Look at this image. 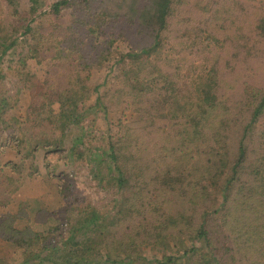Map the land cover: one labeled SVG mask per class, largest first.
I'll list each match as a JSON object with an SVG mask.
<instances>
[{"label":"rangeland","instance_id":"374dc122","mask_svg":"<svg viewBox=\"0 0 264 264\" xmlns=\"http://www.w3.org/2000/svg\"><path fill=\"white\" fill-rule=\"evenodd\" d=\"M55 1L57 0H41L39 12L48 10ZM259 1L264 3V0ZM17 4L19 10L28 11L31 0H17ZM13 10V5L7 0H0V22L3 26L20 24L21 17ZM72 10L70 7L63 9L65 22L70 18L73 19L74 16L76 18ZM54 22V18L42 14L32 21L31 25L39 27L47 39L48 31ZM65 37L67 35H59L61 40ZM46 39L37 45L40 50L31 57L27 54L33 43L32 36L19 35L18 47L11 48L0 59V93L9 104L0 119V218L7 225H14L18 230L29 228L32 232L45 234L51 228L60 226L63 235L59 232L57 239L61 240L78 225L79 219L87 216L93 206L104 219L115 216L121 218L115 221L116 225L109 227L118 238L133 237L137 232H141L142 237L156 238L158 231L168 224L165 222L166 218L171 217L170 204H162V197L160 203L156 196L150 197L151 204H147L144 199L138 204H124L125 198L132 196L135 190L141 192L143 185L137 180L136 183H132L135 186L132 189L120 187L116 182L118 177L116 169H109L110 157L104 155L102 158V153L111 144L121 146L120 162L128 174L143 171L148 172L149 176H156L167 168L169 159L165 160L163 153L171 152L169 139L174 137V128L180 127L183 121L179 120V123L169 121V116L166 115L169 104L160 101L165 96V92L153 98L152 94L139 93V89L147 87V72L161 76L169 72V60L166 59L174 53L172 48L165 45L157 48L150 57L134 61L126 56L133 44L127 38L121 37L114 42L112 48L115 52L108 56L104 64L86 68L77 65L73 70L71 66L64 69L55 67L59 61H56L54 56L60 54L61 50L54 48V44ZM150 41V36L143 35L139 43L146 45ZM255 47L264 48V41ZM65 49H67L65 52H68L69 48ZM239 49L215 48L210 61L205 60V57L198 58L199 55L191 53L190 50L177 49L178 55L174 58L176 63L172 66L179 68L178 73L181 75L183 86H177L182 89L181 101L185 102L190 100L186 95L189 93L198 95L200 85L208 82L209 78L215 83V75L209 65L213 60L219 62L218 87L222 89L220 90L222 94L229 95L227 102L231 106V113L228 116L234 125L229 130V134L224 133L226 144L228 148L230 146L231 152L236 151L244 127L250 124L253 128L248 133L249 138L246 143L248 149L246 165L249 166L260 160L264 154V114L256 122L250 123L252 107L239 105L244 100L240 84L250 82L256 87L255 92L261 90L264 93V55L250 52V57L245 58V50ZM233 51L238 54H233ZM120 56L126 57L118 62ZM166 61L167 65L160 63ZM158 63L160 68L154 69L157 66L155 64ZM62 72V75H56ZM50 73L53 74L51 76H57L63 81L84 76L90 93L89 98L83 101L82 105L86 108L95 106L99 99L104 103V107L92 108L93 111L88 112L79 125L69 126L63 135L57 125L62 120L60 116L62 109L58 102H55L53 107L48 103L43 109L39 108L41 114L54 116L55 123L41 124L29 120L33 95L28 85L34 81L43 83ZM74 74L78 75L74 77ZM230 83L237 86L232 88ZM136 89L137 94L130 93L135 92ZM124 100L134 106L132 108L124 106ZM46 102L41 100V103ZM147 109L152 111L154 120L139 125L142 120L140 110ZM222 111L223 109L219 113ZM44 119L43 116L38 117V120ZM214 119L216 122L218 118L211 116L209 122ZM81 133H84V137L74 145ZM212 136L213 133L211 138ZM58 140L63 143L57 144ZM176 143L177 139H174L173 145ZM204 149L206 150L207 147ZM92 153L100 156L93 159ZM236 154V152L230 154L233 160L236 159ZM197 155L200 156H197V160L204 161L207 158L204 154ZM246 171L248 169L244 166L240 178L235 182L236 185L242 178L250 180L249 172ZM156 188L162 192L160 186ZM156 188L154 192H158ZM216 198L215 202L209 204H201L199 198L195 204H193L195 201L178 204L180 209L186 212L193 211L194 214L186 215L188 218L175 216L176 220L181 217V221H186L192 216L194 224L196 222L198 224L204 217H208L205 220L212 225L211 236L216 238V247H221L218 251L224 264H264V236L262 238L264 210L261 204L258 203L260 210H257V213L262 214L263 217L252 219L250 223L253 228L249 232L240 233L233 230V222L236 220L235 209L241 208V205L235 201L223 207L218 214L205 216L206 210H214L222 201L221 198ZM130 203H136L135 199ZM129 206L134 213L129 214ZM120 209L122 213L119 212ZM224 213H227V217ZM246 226L244 222L245 230ZM184 229L185 232L188 231L186 227ZM163 230L166 231L161 237L167 245L149 241L139 246L138 251L132 254V260L125 257L124 253H119L122 258L120 262H106V257L103 255L94 264H164L165 255L172 256L181 264L180 259L184 252L191 247L189 239L184 240V246L187 247L184 250L179 249L175 241L179 244L183 233H172L170 229ZM97 233L93 229H82L77 233L76 239L87 241L91 237L97 238ZM224 233L228 234L229 238H225ZM258 237H261L260 242L255 240ZM202 243L198 241L195 246L199 247ZM228 246L231 247L230 251L226 250ZM200 250H203L204 254L207 249L202 246ZM22 252L13 241L0 238V264H24ZM200 256L201 254L192 258L191 262ZM185 262L184 260L183 264ZM166 264H169V261Z\"/></svg>","mask_w":264,"mask_h":264},{"label":"trees","instance_id":"16d2710c","mask_svg":"<svg viewBox=\"0 0 264 264\" xmlns=\"http://www.w3.org/2000/svg\"><path fill=\"white\" fill-rule=\"evenodd\" d=\"M7 1L13 5V11L20 15L21 21L19 25L6 26L0 22V59L11 48L18 47L19 35L32 36L33 43L27 55L31 57L36 55L34 53L40 50L37 45L46 37L44 32H41L39 27L31 25V22L42 14L54 18L55 22L51 25L46 40L52 42L54 48H60L61 53L55 54L54 57L59 61L55 67L59 66L62 69L71 66L74 70L77 65L86 68L104 64L108 56L115 52L112 48L114 42L121 37L127 38L133 44L126 56L134 61L150 57L157 48L165 45L172 48L174 53L166 59L169 60V72L165 76L147 72V87L139 89V93L152 94L153 98L165 92V96L160 101L169 104L166 114L169 116V121H177L176 123H179V120L183 121L180 127L174 128V137L169 139L171 152L163 153L165 160L169 159L167 168L156 176H149L148 172L143 171L128 174L120 162L122 148L115 144L103 150L102 158L104 155L110 157L108 166L110 170L116 169L118 173L116 182L120 187L132 189L135 187L132 183H136L137 180L143 185L141 192L139 190L132 192V196L125 198L124 204H138L141 199L151 204L152 196H156L160 203L162 197V204H170L171 217L166 218L165 222L168 224L163 229H170L172 233H183L179 244L175 241L179 249L184 250L187 247L184 246L185 239H189L191 245L190 250H186L180 259L181 264L184 260L185 264H224L218 251L221 247H216V238L211 236L212 225L205 220L208 217H204L198 224L197 222L194 224L192 216L186 221H181V217L176 220L175 216L188 218L186 215L194 214L193 211L186 212L180 209L178 204L185 201H195L193 203L195 204L198 198L201 199V204H209L219 197L222 199L219 205L212 211H205V216H212L218 214L231 201H235L241 205V208L235 209L236 220L233 222V230L240 233L249 232L253 228L251 220L263 217L262 214L257 213V210H260V204L264 210V200H262L264 199V154L256 163L246 165L248 161L246 143L249 138L248 133L253 128L250 124L244 127L236 151L231 152L230 146L228 148L226 144L224 133L229 134V130L234 125L228 116L231 113V106L227 102L229 95L222 94L220 91L222 89L218 87L219 62L213 60L209 65L215 75V83L209 78L208 82L200 85L199 94L189 93L186 96L190 100L185 102L181 101L183 91L177 86H183L181 75L178 73L179 68L172 65L176 63L174 59L178 55L176 50L180 51L182 48L197 53L198 58L205 57L207 61H210L215 48H240L239 50H245V58L250 57V52L264 55V48L255 47L264 41V3L259 0H57L48 10L39 12L41 0H31L28 11L19 10L18 4L16 5L17 0ZM65 7L73 9L76 18L74 16L73 19L70 18L71 21L65 22V14H63ZM60 34L67 37L61 40ZM143 35L150 36L149 44L139 43ZM65 48H69L68 52H65L67 50ZM137 49L139 51H136ZM232 53L238 54L235 51ZM126 56H120L117 61H123ZM160 63L167 65L168 62ZM160 63L155 64L157 66L154 69L160 68ZM62 74L63 72L56 75ZM51 75L53 74L50 73L43 83L34 81L28 85L33 95L29 120L41 124L55 123L54 116L41 114L39 108L43 109L48 103L53 107L55 102H58L62 109L60 112L62 120L57 125L63 135L69 126L79 125L85 115L93 111L92 108L104 107V103L99 99L95 106L86 108L82 105L83 101L89 98L90 93L84 76L76 77L78 74H74L75 80L70 78L63 81ZM230 85L232 88L237 86L232 83ZM240 86L244 100L239 105L252 107L250 123H254L264 114V93L261 90L255 92L256 87L250 82ZM130 93L138 92L136 89L135 92ZM41 100L47 102L41 103ZM123 103L127 107L134 106L126 100ZM8 106L7 100L0 93V119ZM222 109L223 111L219 113ZM140 112L142 120L139 125L154 120L150 109ZM39 116L45 119L38 120ZM211 116L218 118L216 122L215 119L209 122ZM78 130L81 132L80 129ZM212 133L213 138H211ZM83 137L84 133H81L74 145H77ZM174 139H177L175 145H173ZM62 143L57 141V144ZM204 147L207 149L205 150ZM235 152L236 159L233 160L230 154ZM92 154L93 159L100 156ZM197 154H204L207 158L204 161L197 160V156L200 157ZM244 166L248 169L246 173L249 172L251 178H248L250 180L242 178L236 185L235 182L240 178ZM157 186H160L162 192L156 188ZM155 188L158 192H154ZM142 194L145 196H141ZM134 199L136 203H130ZM121 211L120 209L119 212L122 213ZM128 211L129 214L134 213L131 206L128 207ZM224 214L227 217V213ZM116 220L121 218L115 216L104 219L92 206V210L86 217L77 221L78 225L69 231V235L58 240L57 234L60 232V235H63L60 226L51 228L45 234L32 232L29 228L18 230L10 224L11 221L10 225H7L0 218V238L11 240L22 249L24 264H94L103 255L106 257V262H120L122 258L119 253H124L125 257L132 260V254L146 242L167 245L161 237L166 231L163 229L158 231L156 238L142 237L141 232L135 233L133 237L118 238L109 228L117 224ZM244 222L247 225L246 230ZM182 223L188 231L185 232ZM82 229L97 231V238L91 237L83 242L77 240L76 235ZM263 236L264 230L262 238ZM224 237L229 238V235L224 233ZM153 238L155 239L151 240ZM255 240L260 242L261 237ZM198 241L203 243L196 247ZM170 245L169 240V247ZM202 246L207 249L204 254L203 250H200ZM226 250L230 251L231 247L228 246ZM92 252L95 254L91 255ZM199 254L201 256L191 262L192 258ZM168 261L169 264H179L172 256L165 255L164 264Z\"/></svg>","mask_w":264,"mask_h":264},{"label":"crops","instance_id":"0c3cea01","mask_svg":"<svg viewBox=\"0 0 264 264\" xmlns=\"http://www.w3.org/2000/svg\"><path fill=\"white\" fill-rule=\"evenodd\" d=\"M39 208H41V206ZM42 208H43V206H42Z\"/></svg>","mask_w":264,"mask_h":264}]
</instances>
